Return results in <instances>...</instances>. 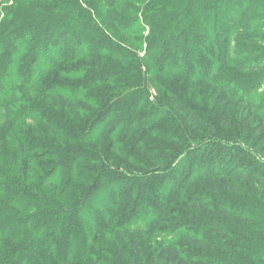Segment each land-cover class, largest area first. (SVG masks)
Returning <instances> with one entry per match:
<instances>
[{
  "label": "trees",
  "instance_id": "obj_1",
  "mask_svg": "<svg viewBox=\"0 0 264 264\" xmlns=\"http://www.w3.org/2000/svg\"><path fill=\"white\" fill-rule=\"evenodd\" d=\"M218 4L0 0V264H91L100 246L98 234L113 228L121 229L129 243L130 264H146L139 240L145 237L144 229L127 224L125 217L147 227L157 223L151 220L159 211L155 202L165 193H175L182 177L188 184L203 178L209 189L219 190L216 177L228 174L219 169L221 154L215 160L199 153L186 168L189 155L182 146L189 135L177 124L180 120L130 92L142 82L145 62L161 63L160 57L169 56L168 63L174 64L163 69L169 78L192 76L196 66L187 63L191 59L202 58L208 66L193 47L199 28H214L212 11ZM225 4L226 27L241 26L238 3ZM206 9L210 13L201 14ZM148 29L150 46L140 59ZM167 38L176 41L175 49ZM217 51L208 50L215 58ZM169 95L171 105L185 113L188 122L202 123L196 111ZM237 101L250 106L245 98L222 89L216 104ZM138 153L150 155L156 163H174L173 155L183 159L175 162L176 169L166 167L165 175H152L159 179L154 185L143 181L150 177L147 172L132 170L143 166ZM239 177L256 186L254 175L241 172ZM180 213L240 221L254 217L226 208L211 210L199 201L189 207L181 204ZM219 232L218 226L210 230ZM179 236L193 248L207 246L197 234ZM158 238L160 263L232 264L189 257L183 253L186 247Z\"/></svg>",
  "mask_w": 264,
  "mask_h": 264
},
{
  "label": "rangeland",
  "instance_id": "obj_2",
  "mask_svg": "<svg viewBox=\"0 0 264 264\" xmlns=\"http://www.w3.org/2000/svg\"><path fill=\"white\" fill-rule=\"evenodd\" d=\"M216 1L219 3L217 10L212 11L215 16L214 28H199L197 45L193 47L198 55L207 61L208 66L201 63L202 58L198 62L191 59L187 63L197 67L191 70L192 76L169 78L163 69L174 63H168L170 57L163 56L157 60L161 63H143L142 82L134 89L130 88V92L138 95V99L143 100L145 104H152L159 111L165 110L174 114L184 122V125L180 121H177V124L189 135L187 142L182 146V151L189 155L186 168H190V161L197 159L199 153L205 154L204 159L209 157L215 160L218 159L217 155L221 154L224 161L219 169L228 173L225 177H216L215 182L218 183L219 190L215 191L205 185L203 178L192 184H188L185 178H180L178 185L173 189L175 193H165L155 202V208L159 211L157 217L154 216L155 219L151 220L158 221L152 223L151 227H147L145 223L132 222L125 217L127 224H137L135 226L144 229L145 237L139 240L143 246L142 255L146 264H167L158 261V237L161 240L163 237L166 244H174L181 249L186 247L187 251L183 253L189 257L226 260L232 264H264V0H231L238 3L237 13L244 20L241 26L235 28H227V20L222 16L227 8L225 1L228 0ZM202 13L209 14L210 11L201 10ZM149 39L151 30L148 29L143 35L142 52H138L140 59H143L148 51ZM167 39L171 48L175 49L176 41ZM190 47L187 46L184 51L188 52ZM209 48L218 50V59L208 52ZM201 67L204 73H201ZM222 89L245 98L250 106L246 108L238 101L217 105V95ZM169 93L185 103L189 109L196 111L202 123L188 122L186 114L176 111L175 106L171 105ZM31 102L43 106L35 100ZM146 112L143 110L141 114ZM138 154L143 166L134 165L132 170L147 172L145 175L150 177L143 181L154 185L159 179L151 178L152 175H165L168 171L164 170L166 167L176 169V163L183 159V155H173L170 161L176 159V163L164 164L156 163L150 155ZM152 154L158 156L153 152ZM125 165L132 168V164ZM241 172L254 175L257 179L256 186L242 180L239 177ZM163 179L166 180L165 177ZM175 183L177 184L176 181ZM171 185L167 187L168 191ZM176 189L180 191L176 192ZM194 201L203 203L211 210L226 208L232 213L238 212L240 215L245 212L254 217L249 221H240L238 217L224 219L196 213L188 217L182 215L181 204L189 207V203ZM214 226L220 228L219 233H210ZM181 233L197 234L205 239L207 246L193 248L184 236H179ZM98 241L100 246L93 251L91 264H114L116 261L130 264L132 251L121 229L113 228L100 232ZM213 244L217 246L215 249Z\"/></svg>",
  "mask_w": 264,
  "mask_h": 264
}]
</instances>
